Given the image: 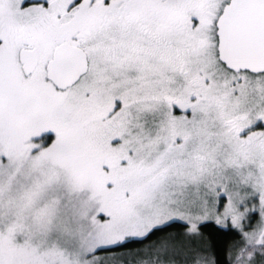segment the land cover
I'll return each mask as SVG.
<instances>
[{"label":"snow or ice","instance_id":"obj_1","mask_svg":"<svg viewBox=\"0 0 264 264\" xmlns=\"http://www.w3.org/2000/svg\"><path fill=\"white\" fill-rule=\"evenodd\" d=\"M0 264H264V0H0Z\"/></svg>","mask_w":264,"mask_h":264},{"label":"trees","instance_id":"obj_2","mask_svg":"<svg viewBox=\"0 0 264 264\" xmlns=\"http://www.w3.org/2000/svg\"><path fill=\"white\" fill-rule=\"evenodd\" d=\"M209 231H212V230H209ZM216 239H217L218 241H225V240L230 239V236H226V235L220 233V234H217V235H216Z\"/></svg>","mask_w":264,"mask_h":264}]
</instances>
